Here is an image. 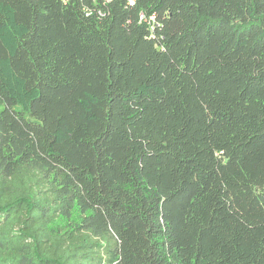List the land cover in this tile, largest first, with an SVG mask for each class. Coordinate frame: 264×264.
<instances>
[{"label":"trees","instance_id":"obj_1","mask_svg":"<svg viewBox=\"0 0 264 264\" xmlns=\"http://www.w3.org/2000/svg\"><path fill=\"white\" fill-rule=\"evenodd\" d=\"M0 264H264V0H0Z\"/></svg>","mask_w":264,"mask_h":264}]
</instances>
